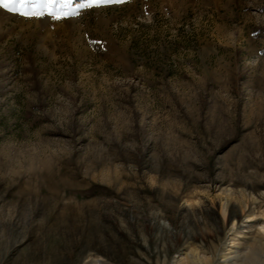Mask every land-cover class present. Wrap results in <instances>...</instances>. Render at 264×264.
I'll return each mask as SVG.
<instances>
[{"label": "rangeland", "instance_id": "374dc122", "mask_svg": "<svg viewBox=\"0 0 264 264\" xmlns=\"http://www.w3.org/2000/svg\"><path fill=\"white\" fill-rule=\"evenodd\" d=\"M81 2L0 9V264H264V0Z\"/></svg>", "mask_w": 264, "mask_h": 264}, {"label": "snow or ice", "instance_id": "6c2138e0", "mask_svg": "<svg viewBox=\"0 0 264 264\" xmlns=\"http://www.w3.org/2000/svg\"><path fill=\"white\" fill-rule=\"evenodd\" d=\"M32 0H0V9H4L9 13H18L25 17H33L42 15L41 12L35 10V5L33 4L32 9L30 10L26 7L30 4ZM67 2V0H66ZM113 2H122V0H82V2L78 5L80 8H91L94 5L99 6L100 4H108ZM45 7H49L53 0H44ZM54 19H62L66 18L70 15L68 12L61 13L60 15H56L54 13L49 12Z\"/></svg>", "mask_w": 264, "mask_h": 264}, {"label": "bare ground", "instance_id": "6f19581e", "mask_svg": "<svg viewBox=\"0 0 264 264\" xmlns=\"http://www.w3.org/2000/svg\"><path fill=\"white\" fill-rule=\"evenodd\" d=\"M91 264H96V262L95 261H92ZM119 264H124V263H119Z\"/></svg>", "mask_w": 264, "mask_h": 264}]
</instances>
